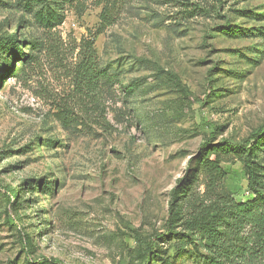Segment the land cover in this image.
<instances>
[{"label": "rangeland", "instance_id": "374dc122", "mask_svg": "<svg viewBox=\"0 0 264 264\" xmlns=\"http://www.w3.org/2000/svg\"><path fill=\"white\" fill-rule=\"evenodd\" d=\"M105 3L0 0V264H202L185 220L256 197L206 148L264 126V0Z\"/></svg>", "mask_w": 264, "mask_h": 264}, {"label": "trees", "instance_id": "16d2710c", "mask_svg": "<svg viewBox=\"0 0 264 264\" xmlns=\"http://www.w3.org/2000/svg\"><path fill=\"white\" fill-rule=\"evenodd\" d=\"M216 3L226 4L231 0H214ZM105 3L106 0H103ZM191 7V17L196 15L198 7ZM101 29L103 32L111 25L108 18L107 4H104V10L101 15ZM11 49L18 54L17 57L27 59V56L12 41L9 45ZM85 47L89 54L83 57L78 67L79 81L85 82L90 78L96 79L98 68V56L94 50L93 42L88 40L85 42ZM0 65V70L3 69ZM8 72L7 68H4ZM264 144V126L256 133L252 134L249 139L243 144L226 143L223 146L207 147L208 152H218L220 148L224 151L233 153L244 167L247 169L249 177V187L255 199L246 203H236L231 201L229 204H223L215 215H209L207 220L203 219H186L185 222L193 236L194 240H198L201 244L206 242L205 248L207 254L202 256L200 263L202 264H264V172L258 162V151ZM210 167L212 169L219 168L214 166L213 162ZM18 193L11 191L10 195L17 201ZM177 206V205H175ZM178 216V214H177ZM176 220L173 218V221ZM176 228L174 224L172 226ZM245 227H248V232L242 234ZM177 235V234H176ZM149 251L147 257L148 263L153 259ZM185 252L182 254V258ZM197 256V255H196ZM201 257V256H200ZM54 262V263H53ZM57 261H42L37 264H55ZM59 264V263H58Z\"/></svg>", "mask_w": 264, "mask_h": 264}]
</instances>
